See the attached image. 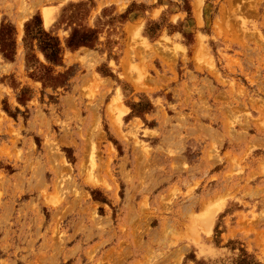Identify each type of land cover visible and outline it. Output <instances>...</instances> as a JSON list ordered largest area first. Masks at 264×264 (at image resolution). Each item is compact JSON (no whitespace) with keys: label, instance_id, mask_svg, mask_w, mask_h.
I'll use <instances>...</instances> for the list:
<instances>
[{"label":"rangeland","instance_id":"rangeland-1","mask_svg":"<svg viewBox=\"0 0 264 264\" xmlns=\"http://www.w3.org/2000/svg\"><path fill=\"white\" fill-rule=\"evenodd\" d=\"M0 264H264V0H0Z\"/></svg>","mask_w":264,"mask_h":264},{"label":"bare ground","instance_id":"bare-ground-1","mask_svg":"<svg viewBox=\"0 0 264 264\" xmlns=\"http://www.w3.org/2000/svg\"><path fill=\"white\" fill-rule=\"evenodd\" d=\"M50 20L49 16H45V22L47 23Z\"/></svg>","mask_w":264,"mask_h":264}]
</instances>
